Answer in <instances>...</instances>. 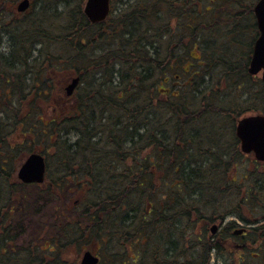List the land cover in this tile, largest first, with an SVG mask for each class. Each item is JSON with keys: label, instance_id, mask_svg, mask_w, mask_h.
<instances>
[{"label": "trees", "instance_id": "trees-1", "mask_svg": "<svg viewBox=\"0 0 264 264\" xmlns=\"http://www.w3.org/2000/svg\"><path fill=\"white\" fill-rule=\"evenodd\" d=\"M17 1L0 0V264H76L87 250L98 264H210L224 251L209 233L219 140L232 136L239 91L264 110V82L247 74L257 0H111L98 24L83 0H29L24 14ZM57 74L80 78L72 105L35 126ZM26 136L46 142L38 186L15 177ZM34 187L55 206L36 241L17 246Z\"/></svg>", "mask_w": 264, "mask_h": 264}, {"label": "flooded vegetation", "instance_id": "flooded-vegetation-1", "mask_svg": "<svg viewBox=\"0 0 264 264\" xmlns=\"http://www.w3.org/2000/svg\"><path fill=\"white\" fill-rule=\"evenodd\" d=\"M238 94L235 103L241 102V106L232 107L229 114L232 136H222L219 140V159L224 158V161L217 180L220 211L216 219V234L224 251L218 253L221 256L233 255L240 262L244 261L245 253L247 264H264V161L258 160L253 152H243L236 135L237 125L242 119L264 115V110H256L250 96ZM245 160L252 162L251 170L244 168ZM235 220H245L246 227ZM239 230L241 233H237Z\"/></svg>", "mask_w": 264, "mask_h": 264}, {"label": "water", "instance_id": "water-1", "mask_svg": "<svg viewBox=\"0 0 264 264\" xmlns=\"http://www.w3.org/2000/svg\"><path fill=\"white\" fill-rule=\"evenodd\" d=\"M29 6L28 0L21 1L16 10L25 11ZM83 12L89 22H103L110 12V0H86ZM259 36L256 39L252 56L248 65V73L257 75L261 72L264 81V0H258L253 8ZM78 78L72 79L71 84L66 88L67 95H70L77 85ZM236 135L240 140L243 152H253L256 158L264 161V115H255L242 119L236 128ZM46 164L44 157L39 153H32L26 157L17 169V178L23 183H42L44 181ZM216 226L211 227V232L216 231ZM241 233V231H237ZM98 256L90 251H85L79 264H98Z\"/></svg>", "mask_w": 264, "mask_h": 264}, {"label": "rangeland", "instance_id": "rangeland-1", "mask_svg": "<svg viewBox=\"0 0 264 264\" xmlns=\"http://www.w3.org/2000/svg\"><path fill=\"white\" fill-rule=\"evenodd\" d=\"M19 1V0H18ZM17 1V2H18ZM85 0H83L84 4ZM75 3L73 0H67L66 3L62 2L61 6L59 9H63L66 6H70L73 8L72 4ZM203 6H208V7H214L215 4L214 2H211L209 0H203L202 1ZM83 7V5H82ZM63 18L64 16L62 13L60 14V19L59 22L63 23ZM245 36V35H244ZM246 37V36H245ZM194 56H197V53H195ZM186 69H188V64L186 65ZM255 81L259 80L260 77H253ZM70 77H65L63 78L62 75H55L54 78L52 79V88H57L54 95L50 97L49 101L46 99L45 102H42L40 104V107L42 108L41 112L38 113H33L32 117V123L35 126H42L43 122L46 123L48 120H53V119H58L62 112V108H65L66 106H71V100H66L65 96V88L68 86L70 83ZM251 89L255 90V85L252 82V85L250 84ZM79 87L76 88L75 92H77ZM225 89V88H223ZM58 94H61V98H59ZM69 104V105H68ZM26 110V109H23ZM26 114L22 117V120L25 119ZM62 116V114H61ZM39 118H42L41 121H39ZM215 123V122H214ZM221 123V121H220ZM214 125V124H213ZM11 126L13 128V124L11 123ZM30 127V124L28 125V128ZM19 129H21L19 127ZM214 129V127H213ZM7 130V129H6ZM30 137L26 136L24 138V143L21 145L23 148L19 149L18 154L19 157L21 158L22 155L28 153L34 148L35 151L37 152H42L44 153L47 151V147L45 145V141H39V140H34L33 143L30 141ZM73 141V140H72ZM0 141V153H3L1 150H3V144ZM7 144V142H5ZM26 144V145H24ZM24 145V146H23ZM28 146V148H26ZM18 157V156H17ZM244 168H248L251 170L252 162H244ZM32 198L21 203V206H24L21 210L19 215L16 220L15 224V232H13V236L15 238V243L17 246H21L27 244L28 242L31 241H36L39 233L41 232L42 227L45 225V223L49 222V217L51 216V213L53 211V208L55 206V199H51L46 195L45 193H41L39 187H34L33 190ZM17 211V210H16ZM14 212V208H13ZM19 212V208H18ZM207 215H210V212H207ZM237 224L242 226L243 228L246 227V221L245 220H235ZM243 221V222H242ZM82 253V252H81ZM80 254H74L72 255L71 258L74 260L80 258ZM217 252H212L210 253V264H223L224 258H218ZM78 255V256H77ZM226 259V258H225ZM78 261V260H77ZM76 261V264H77ZM227 264V263H226Z\"/></svg>", "mask_w": 264, "mask_h": 264}, {"label": "bare ground", "instance_id": "bare-ground-1", "mask_svg": "<svg viewBox=\"0 0 264 264\" xmlns=\"http://www.w3.org/2000/svg\"><path fill=\"white\" fill-rule=\"evenodd\" d=\"M46 170H47V166H46Z\"/></svg>", "mask_w": 264, "mask_h": 264}]
</instances>
